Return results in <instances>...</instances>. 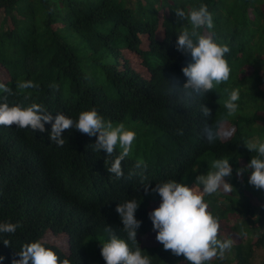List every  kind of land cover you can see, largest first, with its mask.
I'll list each match as a JSON object with an SVG mask.
<instances>
[{
    "label": "trees",
    "instance_id": "trees-1",
    "mask_svg": "<svg viewBox=\"0 0 264 264\" xmlns=\"http://www.w3.org/2000/svg\"><path fill=\"white\" fill-rule=\"evenodd\" d=\"M201 4L214 27L196 31L230 47L225 59L231 70L228 81L204 96L183 89L182 68L192 61L175 47L182 31H192L188 20H177L176 8L187 14ZM1 11L0 83L11 94L0 89V104L27 108L38 103L53 117L62 113L73 120L96 108L113 125L123 123L136 132L141 130L137 124L154 126L168 141L147 144L146 153L135 150L122 161L124 176L117 179L107 168L121 149L117 146L112 157L94 151L98 134L66 130L65 144L58 147L48 138L51 124L43 133L0 126V223L21 225L15 233H0V264L20 259L22 247L36 241L70 264H106L101 247L113 234L132 251L140 247L151 264H188L151 238L148 214L161 203L151 188L168 180L193 186L198 175L215 171L218 159L229 160L233 171L225 179L233 191L204 200L219 218L218 239L234 243L224 259L208 264H254L256 258L264 264V190L248 183L251 170L237 176V169L258 155L245 144L264 143V0H0ZM128 53L141 60L148 80L131 65ZM27 81L38 87L18 88ZM234 89L240 98L229 117L224 105ZM203 106L210 116L203 115ZM206 125L220 133L212 143L203 135ZM137 161L146 169H137ZM130 171L135 173L131 179ZM131 199L139 203L136 244L115 210ZM48 228L69 236L67 253L42 240Z\"/></svg>",
    "mask_w": 264,
    "mask_h": 264
},
{
    "label": "clouds",
    "instance_id": "clouds-1",
    "mask_svg": "<svg viewBox=\"0 0 264 264\" xmlns=\"http://www.w3.org/2000/svg\"><path fill=\"white\" fill-rule=\"evenodd\" d=\"M175 15L178 21L188 20L192 27L191 32L182 31L177 36L175 44L177 51L186 56L190 55L192 61L182 68L187 78L183 89L191 90L187 93L188 95L195 93L198 96H204L212 92L216 85L229 80L231 70L225 54L230 52V47L227 44H218L212 35H199L196 31L205 26L207 29L214 27L213 16L206 5L201 4L198 9H192L187 14L177 7ZM17 86L20 89L38 87L32 81L21 82ZM171 87L179 88L176 85ZM50 88L53 91L58 90L56 84L50 85ZM0 89L11 94V90L2 83H0ZM239 98V89L230 92L224 105L229 117L236 114L238 109L236 101ZM202 112L205 117L211 114V110L204 106ZM45 124H51L48 138L58 147H63L65 144L63 133L73 128L90 137L98 134L94 151L104 150L107 157H112L119 146L121 151L114 157L107 171L114 174L117 179L124 176L122 161L129 156L136 133L126 129L123 123L114 127L111 121H105L96 108L82 111L78 120H73L62 113H57L53 117L43 105L38 103H32L27 108L19 105L10 107L8 103L0 104V126L30 128L33 132L43 133L46 131ZM203 135L209 143H212L220 133L206 125ZM223 136L227 138L230 133L225 131ZM245 146L249 151H256L258 155L252 157L244 168L237 169V176H242L244 172L251 170L248 183L257 190H264V143L248 142ZM105 163H108L107 159ZM135 167L146 169L147 165L143 161H137ZM212 168L215 171H209L207 175H198L193 186L168 180L156 183V186L151 188V193H156L161 198L159 207L148 214L153 231L156 232L155 239L163 245L165 251H171L177 257L183 256L188 264H208L214 258L224 259L225 251L230 250L234 243L232 239H218L221 227L219 218L211 214L204 200L205 195L233 191V186L225 179L232 175L233 169L228 159L215 160ZM133 175L135 173L130 171L128 178L131 179ZM145 180L146 177L141 174L144 193L149 194V183H145ZM138 207L137 200L131 199L118 204L115 209L123 224L122 230L127 234L128 240L134 244L137 243V230L141 226V221L135 217ZM18 227H21L19 223H0V233H15ZM107 230L112 231L110 228ZM48 234L55 237L66 236L69 242L67 234L56 235L51 228H48L42 239L46 243L48 242L45 238ZM3 243L8 246L10 241L5 239ZM48 244L57 245L66 253L69 251V246L68 250H65L58 244ZM17 255L20 259H14L12 264H29V262L31 264H70L68 259L60 260L57 254L51 248L45 247L41 241L25 244ZM101 256L106 264H151L150 256L142 255L140 247H137L135 251L130 250L128 243L115 234L108 242L102 244ZM3 259L0 256V261Z\"/></svg>",
    "mask_w": 264,
    "mask_h": 264
},
{
    "label": "rangeland",
    "instance_id": "rangeland-1",
    "mask_svg": "<svg viewBox=\"0 0 264 264\" xmlns=\"http://www.w3.org/2000/svg\"><path fill=\"white\" fill-rule=\"evenodd\" d=\"M0 16H3V11L0 12ZM128 59L131 63V65L138 70V72L140 74H142L143 78H147L148 76L146 75V69L145 67L142 65L141 60L136 59L135 57H133L131 54L128 53ZM119 125V124H117ZM117 125H113L114 127ZM136 125V124H134ZM141 125V126H140ZM136 126H140V128H138V130H140V132H136L133 130V128L131 126L125 125L126 129L134 131L136 133V139L133 142L132 145V149L130 154H134V151H140L141 153H146L147 148L146 145L147 144H153L155 142H160L165 144L168 139L165 137L164 133L162 131H160L158 128L154 127V126H150V125H144V124H137ZM129 154V155H130ZM157 207H159L158 205H154L152 206V211L154 209H156ZM151 238L156 237V232L154 231L152 234ZM46 241L48 243H54V244H58L60 245L62 248H64L65 250H68V239L66 236H52V235H47L46 236ZM148 243V242H147ZM254 264H261V261L259 258H256L253 262Z\"/></svg>",
    "mask_w": 264,
    "mask_h": 264
},
{
    "label": "bare ground",
    "instance_id": "bare-ground-1",
    "mask_svg": "<svg viewBox=\"0 0 264 264\" xmlns=\"http://www.w3.org/2000/svg\"><path fill=\"white\" fill-rule=\"evenodd\" d=\"M150 17V16H149Z\"/></svg>",
    "mask_w": 264,
    "mask_h": 264
}]
</instances>
